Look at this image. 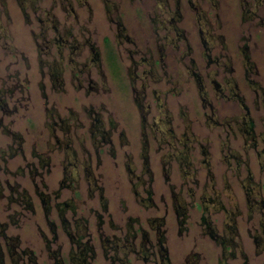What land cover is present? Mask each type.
Wrapping results in <instances>:
<instances>
[{"label": "rangeland", "instance_id": "374dc122", "mask_svg": "<svg viewBox=\"0 0 264 264\" xmlns=\"http://www.w3.org/2000/svg\"><path fill=\"white\" fill-rule=\"evenodd\" d=\"M243 184L264 199V0H0L5 264H264V207ZM225 221L227 249L208 227Z\"/></svg>", "mask_w": 264, "mask_h": 264}, {"label": "flooded vegetation", "instance_id": "af4514ba", "mask_svg": "<svg viewBox=\"0 0 264 264\" xmlns=\"http://www.w3.org/2000/svg\"><path fill=\"white\" fill-rule=\"evenodd\" d=\"M64 41V40H63ZM62 46H65V42H63V43H61V46H60V48L62 47ZM93 51H94V57H92V58H89L90 60H94V61H99L101 58H100V53L97 51V49H94L93 48ZM190 54V52L188 51L186 54H184V55H182L181 57H180V61L178 62L179 64H181V66H184V67H187L186 68V70L187 71H189V73H193V68L192 67H190V65L188 66V65H186L185 63H184V61L186 60V58L188 57V55ZM88 62V61H87ZM179 73V72H178ZM190 75V74H189ZM10 91L11 92V90H12V88L11 89H7V91ZM208 116H209V113H206ZM49 116V115H48ZM209 118H211V119H213L214 121H215V123H217V125L218 126H220L222 123H220L219 121L217 122L216 120H215V118H217V116L215 115V116H212V115H210V117ZM236 120V122L238 121L239 122V120H237V119H235ZM237 122V123H238ZM62 123H65L64 121H62ZM246 122H240L239 123V129L241 130V131H244L245 130V128H243V124H245ZM57 123H54V124H52V126L54 127L55 125H56ZM51 125V124H50ZM114 126H116V124L114 125ZM53 127H51L52 129H51V132H54L53 131ZM79 127H83V123L81 124L80 123V125H79ZM102 131V135H101V137L100 138H98V139H96V140H94V138L92 139H90V141L92 142L91 144L95 147V145H96V149L98 148V147H101V146H103V145H105V144H108L111 140V136H110V130H104V129H102L101 130ZM53 135V134H52ZM54 136V135H53ZM85 138L84 137H81L80 138V141L82 142V143H84L85 142ZM95 143V144H94ZM247 143V142H246ZM254 144H256V141H255V139H254ZM64 145H66L65 143H64ZM249 145L247 144V148H249L248 147ZM46 150H51L52 149V145L50 144V141L49 142H46ZM85 148V147H84ZM185 148H187V145H186V147ZM98 149H100V148H98ZM101 151V150H100ZM35 152H37V151H34V155H33V157H35L36 156V154H38V153H35ZM84 152H87V149H84ZM89 153H90V151H88ZM39 155V164H41V167H40V169H46L47 167V164H48V162H49V160L47 159H43V155L41 154H38ZM207 159H208V157H207ZM205 161H207V160H204V162ZM182 163H184V161H183V159H182ZM72 164V163H71ZM31 166V165H30ZM74 166H75V169H76V173H78L79 172V168H78V165L77 164H74ZM88 166H89V161H88V164H86V163H82V167H83V169L85 170L84 172L85 173H91V171L92 170H90L89 168H88ZM6 171H7V169H6ZM46 171H49V170H47L46 169ZM32 172H34L35 173V171H32ZM66 172V174H67V171H65ZM146 172H151L150 171V169H149V166L147 165L146 166V168L144 169V170H142L141 171V175H137V176H142V173H146ZM250 175H251V178H253V172L251 171L250 172ZM244 185V184H243ZM60 186H62V187H67V185H65V182L64 181H61V185ZM68 186H70V185H68ZM244 187H245V189H247V192H246V194H247V199H248V201H249V203H250V205H251V207H253L254 205H258L259 206V208H261L262 209V207H264V199H261L260 201H257L256 199H255V197H256V195H255V192L253 191V189L252 188H248V186L245 184L244 185ZM247 187V188H246ZM207 188H208V186L205 184L204 185V193H208L207 192ZM210 188H213L214 189V191H217V189H215V187L214 186H212V185H210ZM227 188H229V184H227ZM14 190H16L15 188H13V191ZM72 190L74 191V193H75V195L77 194V187H74V188H72ZM36 191H37V193H38V196H39V194H40V190H39V188H38V190L36 189ZM252 191V192H251ZM219 192V191H218ZM257 192V191H256ZM203 193V194H204ZM254 193V194H253ZM192 195H193V197H194V199H195V192L194 191H192ZM219 195V194H218ZM46 196H48V195H46ZM49 197V196H48ZM203 197H206L205 195L203 196ZM202 198V197H201ZM216 199H218V202L220 201L219 200V198L218 197H216ZM41 201L42 202H45V203H47V199H44V197H42L41 196ZM206 202H207V207H205V205L204 204H206V203H204V204H201L202 206H203V215H202V219H203V221L204 222H207V223H211V219H209L207 216H205L204 215V211L205 210H208V211H210V207H208L211 203H213L214 202V200H213V198L211 197V196H208V197H206ZM64 204V206L65 207H68L67 208V210H69V211H72V213H74L75 214V210H76V206L73 204V203H70V202H67V201H64L63 203H56L55 204V206H54V208L53 209H55L57 212H58V215H59V217H58V220H60V221H66V222H69V220H70V218H68V217H66V216H64V211H65V209L63 208V210H62V208H61V205H63ZM260 204V205H259ZM194 205H196V204H194ZM200 205V204H199ZM42 207H43V211H44V217H46L47 218V223L50 225V227H51V231H52V233H54V236H55V233H56V228H55V226H56V221L54 220V219H51V217H49L48 218V216H47V214H49L50 213V211L52 210V207L51 206H47V212H46V209H45V206L44 205H42ZM26 209V208H25ZM28 209H30L31 211H32V209L33 210H35L34 208H33V206L31 205V204H29V208ZM253 209V208H252ZM207 211V212H208ZM63 213V214H62ZM73 214V215H74ZM16 215H17V213H16ZM251 216V215H250ZM46 218H45V220H46ZM80 219H77L76 218V216H72V219H74V221L76 222L77 220H82V218L81 217H79ZM139 219H134L133 221H138ZM61 222V223H62ZM16 224V223H15ZM66 225V224H65ZM225 226H226V228H223V235H220V234H218L217 233V229H213V227H211V226H208L210 229H212L209 233H210V237L215 241V240H218V238H220L221 239V242H219L220 243V245L221 244H223L225 247H224V249H227L228 247L227 246H233L234 245V237H233V234H232V232H233V228H231L230 227V225L225 221ZM253 232H255V230L253 231ZM224 233L226 234V235H224ZM256 234L254 235V239H253V242L255 243V247H259V246H261V244H263V242H264V228H262L261 229V231L260 232H255ZM74 236V235H73ZM77 235H75V237H76ZM74 237V238H75ZM55 239H56V237H55ZM163 240V239H162ZM162 240H160V242H162ZM159 242V244H161ZM215 243H218V242H215ZM125 246H127V245H125ZM159 247H160V245H159ZM161 249V248H160ZM163 250L165 251L166 249L163 247ZM9 251V253H10V255H11V253H13L11 250H8ZM55 254V253H54ZM80 254L82 255V259H83V262H84V264H91V263H89V261H87L86 260V257H88V254L86 253V252H80ZM22 255L23 256H27L28 258H29V261L30 262H32V263H35L36 262V260H35V258H36V256H35V253H34V251H32V250H30L29 248H27V249H25V250H23L22 251ZM87 255V256H86ZM55 256L58 258L59 256H60V253L59 252H57L56 254H55ZM19 258H21L20 256H17V263H19ZM62 258V257H61ZM59 258V264H64V258ZM57 263V262H56ZM243 264H247V263H243Z\"/></svg>", "mask_w": 264, "mask_h": 264}, {"label": "trees", "instance_id": "16d2710c", "mask_svg": "<svg viewBox=\"0 0 264 264\" xmlns=\"http://www.w3.org/2000/svg\"><path fill=\"white\" fill-rule=\"evenodd\" d=\"M98 225H99V227H101V224H98ZM4 254H5V253L3 252L2 247L0 246V264H5V263H4ZM12 254H13V253H11V256H12ZM86 256H87V255H86ZM90 257H91V256H90ZM81 259H82V258H81ZM73 260H74V259H73ZM13 262H14V264H18V263H17V260H14ZM58 262H59V261H57V264H59L61 261H60L59 263H58ZM73 263H77L76 260H74Z\"/></svg>", "mask_w": 264, "mask_h": 264}, {"label": "bare ground", "instance_id": "6f19581e", "mask_svg": "<svg viewBox=\"0 0 264 264\" xmlns=\"http://www.w3.org/2000/svg\"><path fill=\"white\" fill-rule=\"evenodd\" d=\"M252 192V191H251Z\"/></svg>", "mask_w": 264, "mask_h": 264}]
</instances>
